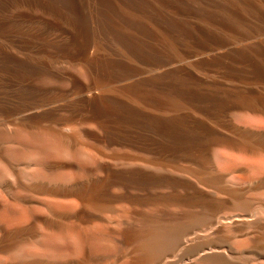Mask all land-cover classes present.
Segmentation results:
<instances>
[{"label": "bare ground", "instance_id": "6f19581e", "mask_svg": "<svg viewBox=\"0 0 264 264\" xmlns=\"http://www.w3.org/2000/svg\"><path fill=\"white\" fill-rule=\"evenodd\" d=\"M71 1L75 24L64 28L20 8V0H0V36L6 39L0 42V264L227 260L228 251L209 243L204 221L174 220L170 209L163 211L168 220H148L152 214L141 210L148 200L131 191L189 194L190 180L159 172L158 161L203 163L195 150L178 142L195 129L192 117L161 110L173 108L179 98L203 99L215 110L242 107L238 99L243 95L212 93L186 67H163L162 62L172 50L196 53L202 66L224 71L238 66L258 78L264 39L229 47L225 36L264 34V6L248 0L244 11L237 3L217 0L227 15L212 17L203 10L214 25L203 26L179 21L153 0H130L135 12L167 32L160 41L147 22L121 14L107 0L118 23L140 34L137 39L119 35L120 43L112 45L94 43L102 27L78 0ZM163 1L184 14L198 13L185 0ZM27 28L37 37L24 32ZM50 31L61 32L62 39L38 38ZM17 50L47 57H21ZM250 98L260 99V94ZM145 104L152 110L146 111ZM179 118L192 124L181 127ZM202 128L193 132L194 139L205 137L208 128ZM189 199L181 201L186 205ZM166 202L176 207L178 201L169 196Z\"/></svg>", "mask_w": 264, "mask_h": 264}, {"label": "rangeland", "instance_id": "374dc122", "mask_svg": "<svg viewBox=\"0 0 264 264\" xmlns=\"http://www.w3.org/2000/svg\"><path fill=\"white\" fill-rule=\"evenodd\" d=\"M48 1L50 0H20L22 3L19 7L25 9L28 13L56 20L64 28H71L75 24L72 11L73 1ZM78 1L80 8L87 12L91 19L103 29L100 31V38L95 40L94 43L103 42L117 45L121 41V35H129L130 37L128 36V38L140 36L137 31L133 29L134 32L129 26L118 23L116 17L110 13L111 9L106 2L107 0H104L105 2L95 0ZM109 1L113 2L114 8L121 14L127 16L128 13V17L132 19L147 22L150 25V30L154 33L155 39L159 38L158 40L165 41L164 39L168 37L167 32L159 23L151 22L146 14L135 12L131 7L130 0H125V2L124 0ZM153 1L156 2L162 12L173 15L179 21L191 20L203 26H214L210 20L203 17L201 12L203 10L210 12L212 17L227 15L223 7L217 6V0H185L191 8L198 11L195 14H184L173 10L163 0ZM227 1L239 4L244 11L247 9L243 3L248 0ZM252 1L264 6V0ZM117 7H119V10ZM105 8L109 9L106 10ZM59 12L61 13L59 14ZM125 27H128V29ZM106 30L109 33H106ZM16 31L20 33L23 30L17 28ZM24 32L31 37H37L36 30L32 28L24 29ZM123 32L126 33L124 34ZM141 36L143 35L141 34ZM40 37L59 41L63 36L59 31H50L40 34L38 38ZM225 38L228 40L227 44H230L229 47H232L262 40L264 39V34L262 32L243 35L227 34ZM3 41H6L5 37L0 36V42ZM16 54L21 57H47L44 54H29L22 50H17ZM195 55L196 53L191 54L172 50L169 60L166 59L162 62V66H167L168 68L178 65L186 67L191 73L202 79L204 81L202 85L212 93L221 96H229L230 94L235 96L243 95L238 99L242 107H234L235 109L230 108L222 111V109L215 110L216 107L208 106V103L203 101V99L179 98L173 108L161 110L160 114H168L170 112L172 114L177 113V115L187 114L192 117L193 124L186 118H179V126L185 127L186 124L190 123L195 129H188L190 137L185 140L179 137L178 142L185 143L195 150L194 155L203 163L185 158H178L175 162L158 161L159 172H171L176 177H181L191 182V187L188 189L189 194L179 189L169 193L170 197L177 199L176 207L167 205L166 201L169 196L165 189L151 192L154 195H150L146 191L131 192L140 194L144 199L148 200L141 209L143 212L152 214L151 217L147 218L148 220L154 218V220H168L169 216L163 211L170 209L174 214V220H185L187 217L195 222L204 221L207 225L205 229L209 237V243L229 252L227 260L222 261L211 256L207 260L208 264H264V65L260 63L259 67L255 68L259 76L254 78L251 72L247 70L241 72L240 68H236L238 66H234L228 71L202 66L195 60ZM62 65H65L64 67L69 66L68 68L72 69L67 63ZM40 81L45 82L46 80L41 78ZM257 93L260 94V99L250 98ZM143 107L146 111L152 110L147 104L143 105ZM203 126L208 128V131H204L207 132L205 137L194 139L195 134L193 132L197 131L198 128L203 131L201 130ZM182 197L190 198L186 205L181 201ZM109 218L114 220V216L109 215ZM238 218L245 222L234 221L232 224L222 225L219 223L218 225L214 221L225 220V223L226 220H239Z\"/></svg>", "mask_w": 264, "mask_h": 264}]
</instances>
